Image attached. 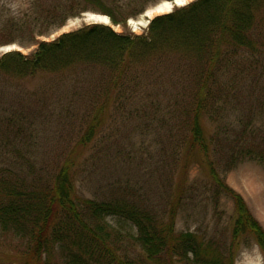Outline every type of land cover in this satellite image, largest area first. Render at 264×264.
<instances>
[{
  "label": "trees",
  "instance_id": "16d2710c",
  "mask_svg": "<svg viewBox=\"0 0 264 264\" xmlns=\"http://www.w3.org/2000/svg\"><path fill=\"white\" fill-rule=\"evenodd\" d=\"M149 1L49 0L33 23L60 29L92 8L123 32L94 23L39 42L29 56L10 51L0 58V83L67 85L64 118L82 125L42 171L31 162L28 171L21 164L0 169V244L15 257L0 264H235L234 246L247 236L264 257V228L219 172L247 160L264 166L263 127L225 121L248 83L264 82V0H195L153 18L147 32L136 35L128 23ZM262 91L252 113L260 117L264 85ZM126 116L143 135L164 133V144L174 149L173 166H181L182 175L168 208L153 209L125 195L99 200L77 193L75 171L88 149L92 157L114 145L122 150L121 142L108 147L98 137L108 121ZM5 123L0 118V135ZM195 154L209 170L217 199L226 196L234 204L228 248L176 229L190 189L183 174Z\"/></svg>",
  "mask_w": 264,
  "mask_h": 264
},
{
  "label": "rangeland",
  "instance_id": "374dc122",
  "mask_svg": "<svg viewBox=\"0 0 264 264\" xmlns=\"http://www.w3.org/2000/svg\"><path fill=\"white\" fill-rule=\"evenodd\" d=\"M114 1L125 5L131 0ZM176 1L150 0L146 11L129 21L128 30L142 35L147 32L148 22L153 18L195 0H182V5H177ZM165 3H169L171 8L158 11ZM48 4L49 0H0V58L10 51L29 56L35 52L39 42L54 41L64 33L94 23L110 25L117 33L123 32L121 27L112 25L107 16L92 11V8L81 16L69 19L60 29H56L55 24L46 27L33 23L32 20L41 14L40 6ZM30 25L31 31L28 30ZM263 85L264 82L255 85L252 79L241 92L239 101L234 103L236 108L226 112L225 121L235 122L240 127L247 125L248 128L264 129V116L252 114L257 113V107L263 100ZM68 92L67 85L52 86L43 80H4L0 83V118L9 126L0 135V169L19 168L21 164L24 171H28V162H31L36 171H42V167L57 158L68 140L77 136L81 123L64 118L65 109L69 106ZM165 103L163 106L168 104L167 99ZM126 118L108 121L98 137L99 140L106 138L108 147L111 143L121 142L119 153L115 145L112 151L97 157H92L90 149L85 153L75 171L77 193L99 200L125 195L153 209L168 208L172 188L182 175L181 166H173L174 149L168 143L164 144V133L143 135L137 127L139 123ZM208 128L213 129L210 125ZM219 172L225 183L250 205L252 214L264 228L263 164L247 160L230 171L220 166ZM183 176L187 177L190 189L186 191L187 197L179 208L176 229L196 231L207 240L224 243V249L230 247L236 219L232 200L226 196L217 199L209 170L199 154L189 159ZM111 222L118 225L115 219ZM233 253L235 264H264L262 251L250 236L235 244ZM13 258L11 250L1 243L0 262L6 263Z\"/></svg>",
  "mask_w": 264,
  "mask_h": 264
},
{
  "label": "bare ground",
  "instance_id": "6f19581e",
  "mask_svg": "<svg viewBox=\"0 0 264 264\" xmlns=\"http://www.w3.org/2000/svg\"><path fill=\"white\" fill-rule=\"evenodd\" d=\"M184 3V1H182V0H178L177 2H176V4L177 5H182ZM171 8V6H170V4L169 3H165V4H163L161 7H159V9H158V11L160 10V9H170ZM150 14V13H149ZM148 14V16H150Z\"/></svg>",
  "mask_w": 264,
  "mask_h": 264
},
{
  "label": "crops",
  "instance_id": "0c3cea01",
  "mask_svg": "<svg viewBox=\"0 0 264 264\" xmlns=\"http://www.w3.org/2000/svg\"><path fill=\"white\" fill-rule=\"evenodd\" d=\"M249 205V204H248ZM249 207H250V205H249ZM250 209H251V207H250ZM255 216V215H254ZM256 217V216H255ZM257 218V217H256ZM257 220L261 223V221L257 218ZM263 227V226H262Z\"/></svg>",
  "mask_w": 264,
  "mask_h": 264
},
{
  "label": "water",
  "instance_id": "95a60500",
  "mask_svg": "<svg viewBox=\"0 0 264 264\" xmlns=\"http://www.w3.org/2000/svg\"><path fill=\"white\" fill-rule=\"evenodd\" d=\"M150 24V21L148 22V25Z\"/></svg>",
  "mask_w": 264,
  "mask_h": 264
}]
</instances>
